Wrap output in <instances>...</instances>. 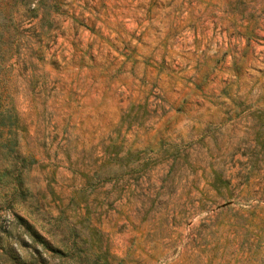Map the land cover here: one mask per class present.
<instances>
[{
	"label": "rangeland",
	"instance_id": "374dc122",
	"mask_svg": "<svg viewBox=\"0 0 264 264\" xmlns=\"http://www.w3.org/2000/svg\"><path fill=\"white\" fill-rule=\"evenodd\" d=\"M0 241L264 264V0H0Z\"/></svg>",
	"mask_w": 264,
	"mask_h": 264
},
{
	"label": "trees",
	"instance_id": "16d2710c",
	"mask_svg": "<svg viewBox=\"0 0 264 264\" xmlns=\"http://www.w3.org/2000/svg\"><path fill=\"white\" fill-rule=\"evenodd\" d=\"M26 231L28 232L29 236L35 241V242H39L42 246H45L44 240L42 239V237L36 233L34 230H32L31 227H26ZM1 242V241H0ZM88 255L84 254L80 260H79V264H96V262H94V260L92 259L91 261L88 259ZM107 264V263H105Z\"/></svg>",
	"mask_w": 264,
	"mask_h": 264
}]
</instances>
